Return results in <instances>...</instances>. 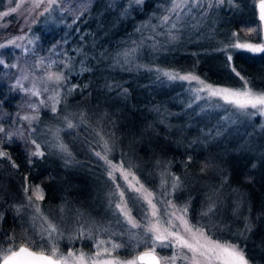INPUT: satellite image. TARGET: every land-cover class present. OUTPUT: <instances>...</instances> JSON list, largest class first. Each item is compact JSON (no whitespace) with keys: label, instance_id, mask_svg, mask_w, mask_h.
I'll return each instance as SVG.
<instances>
[{"label":"trees","instance_id":"obj_1","mask_svg":"<svg viewBox=\"0 0 264 264\" xmlns=\"http://www.w3.org/2000/svg\"><path fill=\"white\" fill-rule=\"evenodd\" d=\"M162 2L141 0L117 18L118 6L92 0L67 26L37 27L41 43L60 52L64 78L56 111L40 108L34 124H63L64 115L81 118L84 123L59 132L70 151L89 150L75 158L79 165L97 170L93 151L102 148L149 189L157 190L162 173L170 175L179 185L172 188L171 200L187 208L192 224L215 240L237 246L250 264H264V152L238 149L230 139L220 143L197 136L196 116L150 70L194 72L207 82L227 86L243 79L249 87L264 90V52L250 53L232 43L235 34L249 41L260 39L254 2L215 5L205 16L216 15L218 20L207 25L205 34L203 25L196 30L160 26L154 13ZM18 92L0 76V127L16 121V130L0 133V151L11 158L0 159V245L7 249L22 243L46 252V245L35 243L36 237L30 236L29 242L23 234L16 236L22 232L23 209L29 211L24 187L40 186L43 199L33 196L32 201L52 213L54 224L64 218L87 226L97 216L90 203L99 197L79 181L63 179L61 168L47 161L49 148L41 139L35 142L45 155L31 157L34 136L20 119L24 106ZM105 142L106 148L101 147ZM13 162L18 167H12ZM128 247L117 253L129 254Z\"/></svg>","mask_w":264,"mask_h":264},{"label":"rangeland","instance_id":"obj_2","mask_svg":"<svg viewBox=\"0 0 264 264\" xmlns=\"http://www.w3.org/2000/svg\"><path fill=\"white\" fill-rule=\"evenodd\" d=\"M91 1L57 0V3L48 12L40 15L44 11V8L48 6L47 2L41 5L40 8L32 10L31 0H0V13L9 12V15L0 17V45H5V47H0V60L3 61L0 64V76L5 77L7 82L14 89L17 88L19 95L22 96L24 109L20 113V119L24 120L27 124L28 130L33 134L35 141L41 139L42 142L46 143L49 148L46 152V154L48 153L46 155L48 156L46 158L47 161L50 160L54 165L61 168L65 176V178L64 176L62 177L63 179L79 181L90 193L93 195L98 194L97 197H99L96 202L93 201L90 203L92 209L97 211V216L91 221H88L87 226L84 227L78 222L68 219L65 220L64 218L61 219V222H56L55 220L54 224L51 221L52 213L47 210L42 211L38 207L39 213L58 228V233L55 235V242L59 248V254L67 256L69 252H72L76 255L82 253L86 257H93L97 252V242L111 241L112 244L124 245L116 249L113 252V256L121 261H127L137 256L134 255L136 251L151 250L152 247V241L148 239L151 233H148L147 236L145 235L149 221L152 220V210L143 199H135L136 194L134 192H128L126 190L128 183H134V177L136 181H139L136 187L143 185L149 192L154 193L153 202L156 204V208L160 213L157 219L163 223L169 219L167 215H164L165 212H178V210L184 209L183 205H179L171 200L170 194L175 183L174 180L170 175L168 176L166 173H162L158 177L157 190L149 189L138 179L130 168L124 166L119 160H111L107 157L112 166H122L124 170H127L131 174L126 181L120 172H115L116 179L114 181L109 178L110 165L96 155L97 152H100L102 156L107 155L102 151V148H100V151H93L94 158L98 159L95 163L98 165V169L92 170L86 165H79L80 160L75 159L78 157V154L88 152V149L83 152L79 151V153L77 151L72 152L69 150L66 142L60 140V130L63 127H68L69 122L75 125V127L77 123H84L81 118L76 117V120H71V117L64 115L62 117L63 124L55 121L52 124L53 126L45 124L43 127L36 126L34 124L35 119H24L25 117L36 118L38 110L42 107L51 111L53 104H55L56 108L58 103H55L52 98L55 97L56 100H59L60 95L63 93L61 80H55L56 75H62L61 68L63 61L61 60V54L56 49L48 48L47 44L41 43L37 27H45L48 29L49 24H66L67 26L73 23L76 17L88 9ZM105 1H107L106 4L108 6H118L120 8V15L117 18H123L124 13L141 0ZM231 2L233 0H186L184 3L181 0H175V2L174 0H163L161 8L154 15L158 24L164 26L166 29H176L178 26L179 28H187V30H196L203 25V34H205L207 25H212L214 23H211V21L218 20V16L211 14L207 18L205 16L206 13H211L215 5L219 6L223 3L230 5ZM247 2L253 3L255 0H247ZM18 3H21L22 6L16 12H10V9L16 8ZM176 4H180V7H176ZM165 17L168 18L167 23L164 22ZM10 41H14V43H9ZM232 43L233 46L237 44H250L264 48V42L261 38L257 41H249L236 34L233 35ZM243 50L248 51L247 49ZM133 67L135 68V66ZM150 70L152 71L153 77L162 81L165 85H170L178 95L182 104L192 111V116H196L194 117L196 121L193 122V125H196L197 136H204L206 139H215L218 142L222 140V143L230 139L234 141L230 144H235V147L238 149H249L256 153L264 152V112L250 107L241 110L233 104L227 103L223 96L211 95V90L214 89H229L233 91L250 89L256 94L264 93L263 89L249 87L248 83L243 79L238 80L239 84L237 86H227L207 82L194 72L158 67H152ZM49 76L53 78L49 80ZM180 76H193L197 79L182 80L179 78H170ZM33 91L37 92L38 95H32ZM5 123L7 124L6 131L16 130L13 125L16 124L15 120L11 119ZM4 135L7 136V133ZM57 143L65 145L67 152H61L58 147H54ZM101 147L105 148V145ZM94 172L98 174L95 176V180L94 177L92 178ZM89 175L90 177H88ZM117 185L120 187L118 188ZM120 191H125L124 199L127 203L128 210L138 225H140L137 228H132L127 223L125 217L120 215L116 209V204L120 203L121 200L119 196ZM28 197L24 199L26 205L29 206ZM169 205L174 207H170ZM23 212V216L20 219L22 227H19L22 232H18L15 235L20 236L23 234L24 237L29 238V242L31 241L30 236L36 237L38 241L34 240L35 243L41 245L40 247L46 245L47 253L50 249V244L47 239L48 233L41 232V225L44 222L37 215V204L31 201L29 211L26 208L23 209ZM26 215L28 216L27 222L25 220ZM146 216L147 219L145 218ZM186 219L190 226L203 232L207 240L218 242L221 245H234L228 241L222 242L209 237L203 231V227L195 226L188 220L187 214ZM176 223L179 224V221ZM165 226L167 225L165 224ZM44 227H47V225H44ZM2 228H7L8 230L10 227ZM180 231L183 233V228ZM81 233H83V237H81ZM145 240L147 243L141 242ZM104 246L110 248L111 244L106 243ZM127 246L131 248L129 254L120 255L122 253L118 251H121ZM136 247L140 249L137 250ZM174 251L178 250L159 246L155 249L156 255L162 258V264H166L167 258L172 257ZM184 252L189 257L191 256V253H188L187 250H184ZM176 264H188V262L187 260L177 259ZM212 264H225V260L223 258H214Z\"/></svg>","mask_w":264,"mask_h":264},{"label":"snow or ice","instance_id":"obj_3","mask_svg":"<svg viewBox=\"0 0 264 264\" xmlns=\"http://www.w3.org/2000/svg\"><path fill=\"white\" fill-rule=\"evenodd\" d=\"M47 2V7L44 8V11L40 13L43 15L44 12H48L49 9L57 3V0H31L32 10L38 9L41 5ZM175 2V0H174ZM182 3L186 2V0H181ZM21 3H18L16 8L10 9V12H16L20 7ZM176 7H180V4H176ZM260 9V19L264 21V0H260L259 3ZM175 10V9H173ZM9 15V12L0 13V17ZM167 17H165L164 22L167 23ZM9 43H14V41H10ZM0 47H5V45H0ZM236 48L247 49L250 52H264V48L259 46H253L250 44H237L234 45ZM231 60V57H229ZM3 61L0 60V64ZM14 67V65H13ZM235 71V69H233ZM239 75V73H237ZM53 77L49 76L48 79L51 80ZM64 77L62 75H56L55 80L60 81ZM172 79H197L193 76H180V77H170ZM32 95H38L37 92L33 91ZM211 95L213 96H223L224 100L227 103L233 104L238 109H259L264 112V93L256 94L253 93L250 89H246L244 91H233L229 89H214L211 90ZM55 103H59V100H56L55 97L52 98ZM43 103V102H42ZM53 112L56 111L55 104L52 107ZM24 119H35V117L29 118L25 117ZM69 128L74 127L71 122L67 125ZM5 129L0 127V133H4ZM9 136L14 135L12 133L8 134ZM35 144V151L31 152V157H43L45 153L41 151V145L33 141ZM54 147H58L61 152H67V148L62 143H57ZM106 148V142H105ZM96 155L101 159L105 160L106 163L110 165L109 178L115 181L116 177L114 175L115 172H120L121 176L127 181L130 173L127 170H124L122 166H112L111 162L108 161L106 155H101L100 152H97ZM0 159H11L8 154L4 151H0ZM30 164L33 162L31 158L28 161ZM12 167L16 168L18 165L15 162L12 163ZM133 182L128 183L127 191L134 192L135 199L140 200L143 199L151 208V217L152 220L149 221V225L145 230V235L151 233V236L148 237L152 241V247L150 251L144 252L139 256L127 261H121L113 256V252L123 247L122 244H112L111 241H99L97 242V252L93 257H86L84 254L76 255L72 252H69L67 256L59 254V248L55 242V235L58 233V228L56 225L52 224L47 220L46 217H43L42 214L39 213V208L37 206V215L43 220V224L41 225V232L48 233V241L50 244V249L47 253L40 252L36 253L30 250L29 247H20L18 250L13 247H9L7 249L3 248L0 245V264H162V258L156 255L155 249L157 246L164 248H173L178 251H174L172 257L167 258L166 264H176L177 259L187 260L188 264H212L213 259H224L225 264H249L246 259L243 251L237 248L235 245H221L218 242H212L207 240L204 237V233L199 229L190 226L187 219L186 213L187 208L180 209L177 211H173L171 213L165 212L164 215H167L169 219L166 222H161V220L157 219L160 215L156 208V204L153 202L154 193L149 192L147 189L139 184V181H136L133 177ZM179 185L174 184L173 188H177ZM119 188L120 186L117 185ZM24 191L29 193V206L31 205V201L33 196H35L36 200H42L43 194L39 185H36L33 189L32 186L26 185L24 187ZM119 196L121 198L120 203L116 204V209L120 213V215L124 216L127 223L132 228H137L140 225L135 221L132 217L130 211L128 210L127 203L124 199L125 191H120ZM170 207H174L169 205ZM19 208L17 212H19ZM211 211V209H209ZM203 215H208L207 212L203 213ZM147 219V216L145 217ZM0 219H3V215L0 214ZM35 219V217H34ZM179 221V224L176 222ZM165 224L167 226H165ZM47 225V227H44ZM183 228V233L180 229ZM81 237H83V233H81ZM42 238H44L42 236ZM142 243H147V241H141ZM111 244V247H105V244ZM184 250H187L188 253H191L189 257ZM73 257H75L73 259Z\"/></svg>","mask_w":264,"mask_h":264},{"label":"water","instance_id":"obj_4","mask_svg":"<svg viewBox=\"0 0 264 264\" xmlns=\"http://www.w3.org/2000/svg\"><path fill=\"white\" fill-rule=\"evenodd\" d=\"M259 3H260V0H255V2H254V8H255L256 17H257V19H258V23H259L260 38H261V40L264 42V21H262V20L260 19ZM22 246H23V247H28L27 245L21 243V244H18L14 249L18 250V249H19L20 247H22ZM30 250L33 251V252H36V253H40V252H38V251L32 250L31 248H30ZM147 251H150V250H142V251H140V252L137 254V256H139V255H141L142 253L147 252Z\"/></svg>","mask_w":264,"mask_h":264},{"label":"flooded vegetation","instance_id":"obj_5","mask_svg":"<svg viewBox=\"0 0 264 264\" xmlns=\"http://www.w3.org/2000/svg\"><path fill=\"white\" fill-rule=\"evenodd\" d=\"M15 247H16V246H15ZM15 247H14V248H15ZM28 247H29V246H28ZM29 248H31V247H29ZM33 250H34V249H33ZM35 251H38V252H44V251H39V250H35ZM45 253H46V252H45Z\"/></svg>","mask_w":264,"mask_h":264}]
</instances>
